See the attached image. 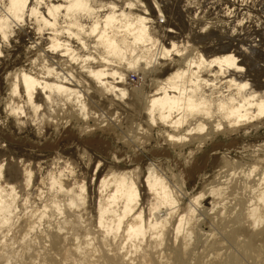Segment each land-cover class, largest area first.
<instances>
[{"label":"bare ground","instance_id":"bare-ground-1","mask_svg":"<svg viewBox=\"0 0 264 264\" xmlns=\"http://www.w3.org/2000/svg\"><path fill=\"white\" fill-rule=\"evenodd\" d=\"M182 1L157 0V3L154 5L152 0H143L144 9H147V11L137 8L133 12L144 16L150 22L148 25L149 35L159 40L165 49L170 50L173 43L177 45L187 43L191 46L189 56H194L198 52L203 55L205 61L213 59L221 60L222 64L220 66H213L211 70L217 72L223 67L224 74L220 77V80H232L237 84L248 82L250 87L245 90V96L255 97L254 100L250 101L253 106L247 110V113L242 110L238 115H255L260 111L255 105L264 101V48L261 47L262 42L256 40V37L252 38L253 40L250 39V43L248 44L241 42L245 37L238 33V25H240L243 19L237 18L238 12L237 10L235 11V8L231 9V7H228L227 9L226 14L228 13V18L231 15L233 16L229 18L231 19L229 26H226L227 24L220 26L217 24V21L216 23L203 22L204 24L202 25L201 19L195 18L197 13L193 17L191 12L188 11L190 9L185 6L186 3L185 5L180 3ZM10 2L24 4L23 12L17 9L16 14L21 16L24 22L28 20L36 27L40 26L35 23L38 17H29L30 11L35 7V0H10ZM246 2L244 0V3ZM45 5L48 6L46 7ZM57 7L60 8L61 13L65 11L63 0H51L50 5L49 0H44V4L39 6L37 12L44 20L51 22L52 18L48 15L49 8L54 9ZM245 10L247 11L244 14L249 17V6ZM235 14L237 15L234 16ZM160 15L165 17L163 24L159 21ZM5 19H8L10 23L11 14L8 17H0V29L5 27ZM174 19L179 22L185 34L188 35L180 43L174 39L171 29L167 30L168 32L166 31V27L172 26L171 24L174 23ZM196 24L199 27H195L197 26ZM200 26L207 27V32L200 33ZM15 29L16 27L12 31L15 32ZM38 36L40 45L45 47L37 50L30 57L27 67H23L22 65L18 69H15L11 75L8 74L6 78L8 87L4 97L3 112L6 119H8L9 127L15 129L17 133L25 134L28 139L36 141L43 138L46 133L47 135L48 133H53L54 136H57L58 132L63 128L77 127L79 133L84 130L81 127L84 123L82 118L77 117L76 113L72 111L70 103L67 105L65 111H62L60 108L56 109L55 114L48 111L49 96L60 100L69 93L61 95L60 93L46 89L44 85H59L63 88L77 91H83L84 88L90 87L92 91L85 93L87 107L90 111L97 113V118L100 115L110 116L113 114V107L124 116L121 127L115 129L108 126L96 128V130L103 129L102 132L105 130L113 135V138L115 136L116 139H123L126 136L124 133L127 134L129 131H135L131 127L132 123L146 121L147 116L142 112L143 97L151 89L144 86L137 88V91L133 94L134 109L115 102V98L98 87L93 78L79 70L78 64H73L67 56L62 55L66 49L61 48L57 52L48 50V46L54 42L61 44L67 42L71 44L74 51H77L78 55L86 54L78 41L70 39L66 35L55 37L54 33L47 29L42 36ZM41 52L44 53V56L38 61V65L34 67L31 61L37 59ZM229 57L235 58L236 68H242L243 70L236 71V68H229ZM45 59L48 61V66L54 67L56 73L60 74V79H57L56 75H42L39 64H42ZM173 61L175 63L162 59L161 63L165 67L158 72L152 73L149 78L163 79L171 74V72L184 66L183 60L180 57L173 56ZM100 66L94 65V68ZM69 71H73L77 80L87 81V84H77L71 77H67ZM25 75L39 82L33 88V103L40 105L41 111L39 113H32L30 109H26V116L20 118L25 121V124L18 128L16 117L10 116V109L7 111L6 109L9 104L15 105L20 103L21 98L27 99L28 89L24 81ZM201 76L203 79H215V77L209 76L207 72H202ZM107 79L110 81V78ZM14 85L16 91L20 94L19 97L12 95ZM29 85H31V81H29ZM121 86L120 84L116 85V87ZM133 86L134 82L130 80L128 87L131 88ZM226 87V84L222 85L217 91H224ZM205 91L211 90L206 89ZM235 91L233 89L229 95H234ZM28 116H35L38 120L41 116H52L56 123H51L45 119L44 123L40 125L44 130V135L37 136V125H33L27 119ZM233 119H236V117H233ZM198 122H203L207 125L206 132L188 131L189 128L194 127ZM214 123L215 120L205 121L203 118H197L196 121H189L188 125H182L178 132L168 129L167 126L159 125L157 128L150 129L151 135L147 137L146 146L154 142L155 146L162 147L161 149L166 145V147L177 150L180 154L192 152V155L188 156L193 157L197 151L205 148L207 143L221 134L230 136L239 132H246L253 126L256 128L259 124L264 123V116H258L255 120L242 121L240 124L233 125L232 128H228L225 122L222 125L223 130L219 132L213 129L212 125ZM88 124L95 126V121L90 118ZM143 126L149 127L146 123ZM120 129L122 132L119 131ZM157 132L161 134L157 135ZM164 132H168L169 135H184L185 139L183 141H167L163 135ZM40 142L38 141V144ZM121 145L126 147L128 151L130 150L129 146ZM78 147L63 149L61 152L54 151L43 154L40 152L38 146L27 147L26 149L22 147L16 148L0 140V190H3L0 198L6 197L12 189H15L16 195L19 197L16 200V208L19 209V212L13 217L15 221V226L12 229L13 235L8 238L9 241L17 243V248L12 249L10 244L7 247L0 246V264H7L9 260L13 264H64L65 261L68 264H73L77 259L88 258L87 253L84 257L78 256L71 247L73 243L72 237L69 236L66 240L65 236L67 233H60L57 229L67 222L69 231L77 236H83L86 230L79 227L77 220L78 215H83L88 221L87 232L94 233L101 219V181L108 179L112 171L127 173L131 172L138 165L116 164L112 160L104 158L91 147L82 144L79 147L80 150L82 151L84 148H87L88 152L92 155L91 165L85 168L77 155ZM153 149L154 146L151 145L146 152L153 155ZM162 151L168 154L167 151ZM15 153H19L18 157L14 156ZM135 155L137 157L136 153ZM22 157L26 158L23 159ZM249 160L251 162H248ZM249 160L245 163L236 162L224 156V164L221 168L225 169L218 172L216 176L214 175L212 181L209 180L208 184L200 191L194 193L189 198V201H185L181 195L187 175L185 176L182 172L177 173V175L173 171H163L162 168L152 163L156 169V176H162L167 182L171 192L170 200L176 201L175 210H173L170 201H162L161 197H155L149 191V184L155 183V179L149 175L147 170L149 164L145 168L138 166L140 170L131 177V180L136 184L139 206L136 207L132 215H137L143 209L142 222L145 228H148L150 222L157 224L161 223V221L164 222L165 239L162 251L164 252L165 261H171V264H264V203H261V198L264 197V158L256 157ZM97 164H99V167H97ZM67 165H70L75 172V175L71 178H68L69 174L66 171L64 172V176L60 175ZM192 172L190 171L189 176L192 175ZM80 183H83L85 187V208L83 210H69L67 208V201L69 199L75 200L79 196V189L74 187V185ZM109 184H111V187L106 189L105 196L110 195L116 189V185L111 180H109ZM60 189L64 191H60ZM68 189H72L70 194L67 192ZM128 190L129 184L126 177L124 191L128 192ZM157 190L160 191L159 188ZM128 194L130 195L131 193L128 192ZM197 196L200 199L196 203H193V199ZM25 198L29 201L27 215H24L26 209L22 203ZM8 202L11 203V201ZM124 202L118 201L120 207L117 211L120 214H123L122 205ZM157 202H164L168 206L161 208L158 212L150 213V205ZM53 205H59L63 209L65 213L64 217L55 218L59 214ZM103 207H107L106 202L103 203ZM190 207L195 210V216L190 214ZM169 212H171V216H168ZM166 216L168 218L164 220ZM110 218V214L105 215V220ZM257 222H259V227L253 229L251 225ZM129 224L133 228L138 226V222H134L131 217H128L121 224L122 233L126 231ZM186 231H191L193 234L191 242H186L184 239ZM177 233H179L178 237ZM25 237L27 239L24 244H19L18 241ZM2 238L3 233L0 232V239ZM144 239L146 244L155 243L150 240V236L146 235ZM186 243L187 248H185ZM231 248L233 249L232 252H230ZM150 255L151 257H155L156 254L151 253ZM97 259H103L107 261V264H117L120 257L103 254L102 257H97Z\"/></svg>","mask_w":264,"mask_h":264},{"label":"clouds","instance_id":"clouds-1","mask_svg":"<svg viewBox=\"0 0 264 264\" xmlns=\"http://www.w3.org/2000/svg\"><path fill=\"white\" fill-rule=\"evenodd\" d=\"M188 0H186V3ZM246 2V0H245ZM155 5L157 0H152ZM44 4V0H35V7L30 11L29 17H38L35 21L40 25L35 28L38 35L42 36L45 30H50L55 37L67 36L70 39H75L82 46L84 55H78L74 51L70 43L54 42L48 46L51 52H57L61 48L66 49L62 55L67 56L73 64L79 65V70L86 73L93 78L103 91L115 98V102L126 105L134 109L133 94L138 87L144 86L151 91L146 93L143 97L142 112L146 114V121L134 122L131 127L135 129L134 132L129 131L127 136L123 139L118 138L117 142L130 147V151L135 154L143 150L147 143V137L151 135L150 129L157 128L159 125L167 126L170 130H178L182 125H188L189 121H196L197 118H203L205 121H213V129L217 132L222 131V125L226 122L228 128H232L235 124H240L242 121L255 120L258 116H264V101L255 105L259 108L255 115L245 114L238 115L242 110L247 113V110L253 105L250 101L254 100V96H245V90L249 89L248 82L237 84L232 80L223 81L220 77L224 74V69L221 67L220 71H211L213 66H220L221 60L213 59L205 61L203 55L196 52L194 56H189L191 46L187 43H180L179 45L173 43L170 50L165 49L160 44L159 40L154 39L149 35V21L142 15L135 14L134 9L140 8L144 11L143 0H63L65 11L61 13L59 7L49 8L48 15L52 18L51 22L44 20L39 16L37 9ZM51 0H49V5ZM46 7L48 5H45ZM23 12L24 4H16L10 0H0V17H8L11 14V22L5 19V27L0 29V48L11 47L9 39L14 35L13 28L19 27L23 24V18L16 14V10ZM165 17L159 16V21L163 24ZM58 21H61L58 23ZM200 33H206L207 27H200ZM187 35V34H186ZM39 41H37V44ZM36 44L29 45V48H35ZM3 53L0 52V55ZM44 53H39L37 59H33L31 64L35 67L38 61L42 59ZM173 56L180 57L183 60L184 66L163 79L149 78L152 73L158 72L165 67L161 60L175 63ZM187 57V58H185ZM230 63L229 68H236V60L233 57L228 58ZM94 65H101L94 68ZM42 70V75L53 76L56 75L60 79V74L56 73L54 67L48 66V61L43 60L39 64ZM242 68H236V71H242ZM202 72H207L209 76L215 77L214 80L203 79ZM67 77H71L77 84H87V81L77 80L73 71L67 73ZM65 77V79H67ZM110 78V81L109 79ZM134 82V86L129 88V81ZM25 85L28 89L27 99L21 98L18 104H9L7 110L10 109L9 115L16 117L18 128L25 124V121L20 119L26 116V109H30L32 113H39L41 107L33 103V88L39 82L31 77L24 76ZM31 81V85H29ZM117 84L122 85L116 87ZM227 85L224 91L218 92L222 85ZM44 87L52 92L60 93L61 95L69 93L63 99L57 100L49 96L48 111L55 114L56 109L60 108L62 111L67 109V105H72V111L76 113L77 117L82 118L84 122L81 127L83 131L80 132L81 137L93 133L96 128H105L106 126L113 129L122 126L124 119L123 114L113 107V114L110 116L100 115L97 118V113L90 111L87 107L85 93H90V87L84 88L83 91L63 88L59 85H44ZM211 90L206 92L205 90ZM235 89L234 95H229ZM12 95L19 97V92L13 86ZM55 105V107H53ZM236 117V119H233ZM92 118L95 121V126H90L88 121ZM28 120L33 125H37V136H43L44 130L42 125L47 119L51 123H56L52 116H41L36 119L35 116H28ZM149 125L148 128L143 124ZM0 126H6V121L0 120ZM190 132L204 133L207 131V125L203 122H198L194 127L188 129ZM161 133L157 132V135ZM247 134V133H245ZM163 135L167 141H183L184 135L172 134L164 132ZM77 155L79 160L87 168L92 163V155L87 148L82 151L77 148ZM189 156L192 152L188 153ZM111 160L119 164L121 158H118L117 152L110 154ZM124 159H131L130 156ZM187 166L188 161H184ZM99 167V164H97ZM137 166L131 172L117 173L110 172L108 179L101 181L100 193L102 196L101 219L98 227L94 233L87 232L88 221L83 215H78L77 220L79 227L84 228L86 233L83 236H77L69 231L67 222L60 226L57 231L60 233H67L65 239L72 237L73 243L71 245L73 251L80 257H84L87 253V259H77L73 264H107L102 257L107 254L112 257H120L117 264H171V261H165L164 252V222L149 223L148 228H145L142 222L144 215L143 209L133 216L136 207L139 206V196L136 189V184L132 182L131 177L139 172ZM149 175L155 179L154 184H149V191L155 197H161L162 201H170L173 210H175L176 201L170 200L171 192L166 180L162 176H156V169L152 162L147 166ZM69 174L68 178L75 175L74 170L70 165L65 167V170L60 173L64 176V172ZM128 178L129 190L131 194L124 191L125 178ZM109 180L116 185V189L110 195L105 196L106 189L111 187ZM74 187L79 189V196L75 200L69 199L67 201V208L69 210H83L86 205L85 187L83 183L75 184ZM160 189L158 191L157 189ZM60 191H64L60 189ZM70 194L72 189H68ZM3 190H0V194ZM19 197L16 195L15 189L4 198H0V232L3 233V238L0 239V246L7 247L9 244L12 249L17 248V243L8 240L13 235V227L15 221L13 217L19 212L16 208V200ZM200 199L199 196L193 199L196 203ZM8 201H11L9 203ZM118 201H125L122 205V212L120 214L117 209L120 207ZM107 203V207H103V203ZM27 215L28 199L22 201ZM261 203H264V197L261 198ZM168 206L164 202H157L150 205V213L158 212L161 208ZM56 212L59 214L56 219L64 217L65 213L59 205H53ZM191 215L195 216V210L189 208ZM110 214V219L105 220V215ZM171 216V212L168 213ZM131 217L132 221L138 222V226L133 228L130 224L126 231L122 233V222ZM167 216L164 220H167ZM18 219V218H17ZM51 227V225H49ZM253 229L259 227V222L251 225ZM150 236V240L155 243L146 244L144 237ZM177 237L179 233L176 234ZM192 232L186 231L184 239L186 242H191ZM18 241L19 244H24L25 240ZM187 248V243L185 244ZM151 253H155V257H151ZM18 254V253H17ZM135 258V259H133ZM7 264H13L11 260ZM64 264H68L67 261Z\"/></svg>","mask_w":264,"mask_h":264},{"label":"rangeland","instance_id":"rangeland-1","mask_svg":"<svg viewBox=\"0 0 264 264\" xmlns=\"http://www.w3.org/2000/svg\"><path fill=\"white\" fill-rule=\"evenodd\" d=\"M183 1V3H180L185 5L186 0ZM185 6L190 9L188 11L191 12L193 17L197 13L195 18L201 19L202 21L200 20V22L202 25L206 22L216 23L217 21V24L220 26H224L225 24H227L226 26L230 25L231 19L229 18L233 16L231 15L228 18V13L226 14V12L228 11V7H231V9L235 8L238 15L235 14L234 16L237 15V18L243 19L240 25H238L239 32L237 31L245 37L241 42L248 44L250 43V39L256 37V40L262 42L261 47L264 48V0H247L246 3H244V0H190ZM248 6L249 17L244 14ZM166 25L168 26V24ZM171 25L172 26L169 28L166 27V31L171 29V34L174 36L175 40L180 43L187 38L188 35L185 34L183 27L179 25L177 20L174 19V23ZM196 25L195 27H199L198 24ZM35 28V25L26 20L21 26L16 27L14 35L11 36L9 41L11 47L0 48V51L3 53L0 55V120L6 121V126H0V140L5 143L16 148L22 147L25 149L27 147L38 146L40 152L43 154L52 153L54 151L61 152L63 149L75 148L76 146L81 147L82 144H85L93 150H96L97 153L108 160H111L110 154L112 152H117L118 157L121 158V164L123 165H138L145 168L149 162H152L162 168L163 171H173L175 174L182 172L185 176L187 175L182 194L180 193L185 201H189V198L194 195V193L200 191L208 184L209 180L212 181L214 175L216 176L218 172L225 169L221 168L224 164V156L227 157V159L244 163L252 158H264V123L259 124L256 128L255 126L250 127L248 131L243 133L239 132L238 134L236 133L230 136L221 134L207 143L205 148L197 151L193 157H189L188 153L180 154L177 150L166 147V145L163 144L164 142L162 143L165 146L163 149H161L162 147L155 146L153 142L145 146L143 150L137 152L136 157L135 154L121 145L122 143L118 144L116 141L118 139H116L115 136L113 138V135L105 130L102 132L103 129H97L90 135L81 137L77 127L63 128L58 132L57 136H54L53 133H48V135L46 133L43 138L38 139V141H41L39 144L38 141L34 139H28L25 134L17 133L15 129L9 127L8 119H6L5 113L3 112V102L5 101L4 97L8 87L6 78L8 74L11 75L15 69H18L22 65L23 67H27L30 57L34 55L37 50L45 47L40 45V39H38L39 36ZM37 41H39L38 44ZM31 44H36V47L29 48ZM252 44L254 43L252 42ZM119 131L122 132L121 129ZM124 134L127 136L126 133ZM151 145L154 146L152 150L154 152L153 155L146 152ZM162 150L167 151L168 154H165ZM18 155L19 153H15L14 156L18 157ZM126 156H130L131 159H124ZM22 158L24 159L26 157ZM185 160L188 161L187 166L183 163ZM248 162L251 161L249 160ZM190 171H193L191 176H189ZM232 251L233 249L231 248L230 252Z\"/></svg>","mask_w":264,"mask_h":264}]
</instances>
